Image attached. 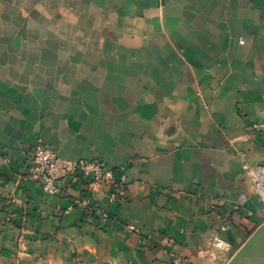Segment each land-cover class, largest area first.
<instances>
[{
    "label": "crops",
    "instance_id": "0c3cea01",
    "mask_svg": "<svg viewBox=\"0 0 264 264\" xmlns=\"http://www.w3.org/2000/svg\"><path fill=\"white\" fill-rule=\"evenodd\" d=\"M37 39L77 41L66 90L38 97ZM40 140L125 176L119 201L81 173L43 190ZM261 167L264 0H0V264H264Z\"/></svg>",
    "mask_w": 264,
    "mask_h": 264
},
{
    "label": "built area",
    "instance_id": "2783aa9c",
    "mask_svg": "<svg viewBox=\"0 0 264 264\" xmlns=\"http://www.w3.org/2000/svg\"><path fill=\"white\" fill-rule=\"evenodd\" d=\"M81 173L84 177H89L93 184L103 185L117 189L110 193L111 202H118L119 196L122 195L124 184L126 183L125 176L119 179L115 172L106 168L99 161H72L60 158L57 151L48 146L43 141H38L33 152L31 153V166L29 177L38 183V185L49 194L63 195L67 190V179ZM255 190L260 194L264 201V167H261L255 178ZM81 204L87 209L89 214L96 216L102 221L109 218V214L102 208L93 205L88 199H82ZM134 229V227H131ZM229 224H224L219 229L211 242L214 249L224 253L233 251L232 244L222 235L228 233ZM169 264H190L185 259L178 256L174 251H167Z\"/></svg>",
    "mask_w": 264,
    "mask_h": 264
},
{
    "label": "rangeland",
    "instance_id": "374dc122",
    "mask_svg": "<svg viewBox=\"0 0 264 264\" xmlns=\"http://www.w3.org/2000/svg\"><path fill=\"white\" fill-rule=\"evenodd\" d=\"M39 27V26H38ZM71 34V32L69 33ZM40 35V34H37ZM32 42V41H31ZM64 46V48H76L77 45V41H60V40H53V41H44L43 39H37L35 41V46L31 49H33L35 51V59H36V64L38 66L44 65L45 63L48 65H53L52 70H49L48 74L45 73L44 71L38 72V79H40V83H38V87H37V91L40 92V94L38 95V97H44L46 94L41 93V90L45 91H49V89L51 90V88H53V90H58L59 92H61L62 90H66V88L64 87V83H61V79H62V75L61 72L58 70V65H61L64 62L68 63H76V57L75 56H69V57H65V56H60V52L57 51L59 50L62 45ZM52 50V53L50 52ZM17 59V60H16ZM16 62L20 61L22 63H28V62H33L34 59L33 57H31V61H29V57L26 56V54H24L23 52L15 57ZM69 75H71V77L75 78L76 77V73L72 72L69 73ZM75 90L76 87L73 86L72 92H69L70 96V102L75 101ZM73 99V100H72ZM43 108L45 107L44 104H42ZM53 106H56V103L53 102ZM42 141V140H40Z\"/></svg>",
    "mask_w": 264,
    "mask_h": 264
}]
</instances>
